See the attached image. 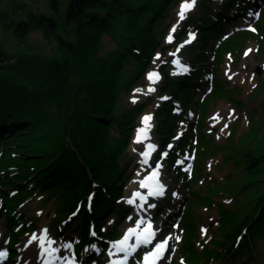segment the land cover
<instances>
[{"label": "trees", "instance_id": "trees-1", "mask_svg": "<svg viewBox=\"0 0 264 264\" xmlns=\"http://www.w3.org/2000/svg\"><path fill=\"white\" fill-rule=\"evenodd\" d=\"M245 1L227 0L216 13L215 20L209 15L210 9L205 7L198 24L201 43L191 47L194 71L176 79L165 71V89L171 91L173 99L162 102L157 111L159 136L169 140L162 147L159 161L185 176L183 180L189 187L198 183L205 159L215 146L209 141V133L203 131L208 103L213 96L224 97L231 92L225 88L226 83L216 80L204 101H195L193 95L198 81L206 80L208 72L201 64L210 60L207 53L210 37L220 32L218 26L224 21L236 18L230 12L238 2V12L246 8L242 5ZM170 2L158 0L135 4L132 0H69L65 3V0H50L51 13L46 14L30 8L22 0H8V8L0 9L3 28L12 30L20 42L26 43L30 31L42 30L46 38L56 40L59 49L57 56L47 59L29 50L10 52L0 41V198L4 200L2 205L0 203V219L6 218L8 232L14 238L11 241L13 250L25 233L37 228L36 221H30L20 210L36 191L61 196L59 209L69 213L66 217L69 222L75 223L76 218L82 217L80 248L92 240V222L102 232L116 210L123 214L128 211L118 202L124 196L122 185L129 176V162H122L121 157L130 141V128L135 124L133 114L142 106L117 114L118 72L130 56L140 64L135 77L145 70L161 44L162 35L156 32L155 25L160 23ZM255 4L260 7L258 2ZM126 15L131 18V28L134 27L136 32L127 37L120 52H114L113 61L100 56L103 35L109 33L117 38V23ZM255 30L256 35L248 30L236 31L216 50L214 61L218 64L225 50L248 36H256L261 43L259 51L264 50V10L260 12ZM104 75L106 77L100 79ZM76 76L77 82L73 80ZM125 87L130 88V84L126 83ZM84 89L89 90L86 96ZM176 100L182 105L179 113L174 111ZM54 104L58 111L46 108ZM195 104L199 105L198 124L187 125L179 140H174L180 133V117ZM110 128L120 131V136L114 137L112 143L109 141ZM260 132V126L253 131L257 138ZM172 140L177 145L169 149ZM232 145L224 146L232 150ZM253 145H256L254 149L232 154L241 155L242 162L237 165L242 167L244 164L247 170L240 193L249 190L254 194L245 193L244 205L240 208V200L235 212L230 208L223 211L221 234L211 241L216 247H228L226 254L235 259L245 253L249 254L248 260L253 259L256 237L264 234V137L258 138L257 143L252 140ZM165 150H168L167 155L163 154ZM188 152L194 155L189 174L177 163ZM13 190L16 192L11 194ZM93 194L92 211L88 207V198ZM210 200L193 190L186 196L189 210L181 222L186 235L180 250L191 263L211 262L213 255L218 253V248L209 249L211 246L208 245L204 251L199 250L194 239L197 231L191 217L192 208ZM75 212H78L77 216H73ZM17 226H20L18 230Z\"/></svg>", "mask_w": 264, "mask_h": 264}, {"label": "rangeland", "instance_id": "rangeland-1", "mask_svg": "<svg viewBox=\"0 0 264 264\" xmlns=\"http://www.w3.org/2000/svg\"><path fill=\"white\" fill-rule=\"evenodd\" d=\"M22 1L36 11L46 14L51 13L50 0ZM68 1L65 0V3H68ZM132 1L138 4L139 2L143 3L146 1L155 3L158 0ZM226 1L212 0L211 3H207L205 0H197L196 5L186 12L185 18L180 20L178 14L182 4L191 3V0H171L170 6L165 10L160 23L155 25L156 32L162 35L160 40L161 47L159 46L154 51L153 57L146 65L145 70L142 71L140 76H134L140 64L133 56L128 57L122 64L118 72L119 81L115 110L117 114H121L131 107L142 106L140 111L133 114L135 124L130 128V141L121 157L122 162H129L127 171L129 176L126 183L122 185L124 196L118 199V201L121 206L129 207V210L125 212L124 216L122 211L116 210L108 218L104 228L107 234L102 235L103 238L101 239L90 241L82 249L79 254L81 256V262L79 263L113 264L114 261H121L123 258L120 255L118 256V254L114 255V252H119V242L128 234V230L136 229L137 224L141 220L144 222L153 220L157 226L155 240H164L169 236L180 237L179 242L175 239L168 241L170 247L167 257L160 264H181V262L183 264H264V234L256 237V241L254 242L255 247L252 250L255 257L251 260H248L249 254L247 253L237 259L232 258L226 254L228 247H223L222 249L221 247H216V245L214 246L211 242L213 239H218L217 236L221 234L223 228L221 216H223V211L230 208V210L235 212L240 200V208L244 205L243 199L245 193H249L248 195L250 196L254 194V192L249 190L245 193L243 191L240 193V185L247 179L245 175L247 170L244 164L242 167H238L237 162H242L239 159L241 155L236 157L232 152L247 148L254 149L256 145L252 147V140L255 139V143H257L258 138L264 137V50L259 51L260 40L256 36H248L244 40H241L240 43L234 42L231 45L232 48L224 51L218 64L214 61L216 50L219 49L223 41L236 31H243L245 26L248 29L255 28L258 18H260L259 12L264 10V0H246L242 4L246 8H243L241 14L237 15L233 20L224 21L223 24L218 26L220 32L210 37L209 50L207 52L210 60L201 64L206 66L205 70H208L205 74L206 80L198 81L199 85L195 88L196 92L193 97L198 103L203 102L216 84V80L226 83L225 88L231 90V92L225 94L224 97L220 95L213 96L214 98L208 103L203 131L209 133V141H211V145L215 146L205 159L198 183L189 187L183 180L185 176L169 167L168 164L166 166L158 162L162 147L169 140H162L159 136L158 120L160 116L157 111L162 102H168L173 99L171 91L165 89V71L173 79L187 76L190 72L194 71L195 63L191 58V47L201 43V35L198 28L201 15L205 7H208L210 9L209 15L215 20L216 13L221 10V6ZM254 2H258L261 5L260 8L254 5ZM238 4L240 3L238 2L236 7L230 12L232 16H235L237 13ZM8 5V0H0V9L8 8ZM132 26L133 22L129 16L126 15L120 18L116 26L117 38H114L109 33L103 35L99 47L100 56L108 57L113 61L115 58L114 52H120L122 50L121 47L126 43L127 37L136 32L134 27L131 28ZM173 26H175V32H171ZM192 32L199 33V38L195 39V41L192 40L189 44H185L184 42L189 39V33ZM170 34L173 37L172 42L167 41V37ZM0 41L10 52L19 49L23 51L29 50L30 52L45 56L47 59L59 54L56 40L46 38L42 30L30 31L26 38V43H23L17 39L12 30H5L0 23ZM181 45L184 46L181 47ZM248 49H252V51L245 55ZM112 53L113 56L109 57ZM172 53H175V55H172ZM157 55H159V59H156ZM174 61H179V63H174ZM185 67L188 69L186 72L183 70ZM258 67L262 68L261 73H259ZM153 72L159 76V79L155 80V83L148 79V74ZM229 76L232 78L229 79ZM105 77V75L101 76L100 79H104ZM73 80L77 82L78 77L76 76ZM126 83L130 84V88L125 87ZM137 89L140 91L137 92ZM150 89L155 90L151 91ZM83 91L84 96L89 94L88 89H84ZM134 98L135 102H133ZM175 103L174 110L181 112L182 105L180 100H176ZM46 108L58 111L55 104ZM198 111L199 105L195 104L188 107L187 113L182 116L180 115V128L186 130L187 125H197ZM146 115L152 116V120L147 127L142 122V118ZM258 126L261 127V132L257 138L253 131ZM142 127H146V131L141 134L138 130ZM119 132L116 128H110L111 135L109 141L111 143L114 141V137L118 138L120 136ZM177 139L179 140V138ZM231 143L234 144L232 145V150L231 147L224 146ZM150 145L151 147H149ZM176 145L177 142L175 141L173 147H170V149ZM165 153L168 154V150ZM192 157L193 152H188L187 156L179 159V163L183 161L180 165H183L187 169L186 172L188 174L192 170L194 161ZM150 173L162 178L167 184V189L161 197L154 198L149 196L145 188L141 186L144 175ZM190 190H193L200 197H209L211 199L207 204L194 206L191 212L194 227L197 231V238H194L196 247L201 251L208 248L205 247L206 245L211 246L209 249L218 248V253L213 255L214 259L211 262L202 260L201 262L191 263L192 261H187L186 257L181 254L182 238L186 235V231L184 234V227L181 222L189 210L186 204V196L189 195ZM137 193L139 194L138 196L134 195ZM53 196L54 194L39 190L33 196H30L20 207V210L26 213L30 221H36L37 228L29 230L22 237V242H19L17 245V256L13 259L7 257L1 264H4V262L8 264L9 261H13L15 264H27L24 261V257H29L34 253L28 248L30 245L28 242L33 235L40 234L44 229H47V236L49 241H51L50 243L53 244L51 254L56 256L55 263L53 264H68L69 262L77 264L75 257L78 253L77 249L81 246L82 217L76 218L75 223L66 222V217L69 213L60 211L59 209L61 196ZM139 197H143L142 202H139ZM92 198L95 199L94 196ZM130 199L134 200V203H128ZM3 202V198H0L1 205ZM152 205L155 206L152 207ZM57 221L60 222L57 223ZM143 224H140V229ZM119 226L122 230L119 231L120 236L117 235L118 230H120ZM0 228L4 232L0 247L4 248L6 246L7 250L12 249L13 245L11 242L10 244L8 242L9 232L6 227L5 217L0 220ZM113 228L116 231L112 234ZM202 228L207 229L206 234H202ZM10 237L11 239L13 238L11 233ZM110 243L114 247L113 251L111 250L113 253L108 255L105 249L109 247ZM69 244L71 245L70 248L67 247ZM136 244L137 238L133 235L128 240V245L135 246ZM56 246L58 247L54 249ZM149 246H139L134 250L133 248H129L131 254L126 264H143V256L149 250ZM33 248H35V251H39L38 254L41 255L42 249L39 246H33ZM54 250H57L56 253ZM121 254L124 255V253ZM43 256L41 255L40 257ZM29 264L41 263L35 255V257L31 258Z\"/></svg>", "mask_w": 264, "mask_h": 264}, {"label": "snow or ice", "instance_id": "snow-or-ice-1", "mask_svg": "<svg viewBox=\"0 0 264 264\" xmlns=\"http://www.w3.org/2000/svg\"><path fill=\"white\" fill-rule=\"evenodd\" d=\"M196 2L197 0H191V3H184L182 4L181 6V10L178 14L179 16V19L180 20H183L185 18V14L188 10H191L195 5H196ZM251 15V13H250ZM175 26H173V28L171 29V32H175ZM251 31L255 32L256 30L254 28L250 29ZM196 39V36H195V33H189V39L186 40L184 43L185 44H189L192 42V40H195ZM173 40V37L172 35H168L167 37V41L168 42H172ZM184 45H181V47H183ZM252 51V49H248L245 53V55H247L248 53H250ZM172 55H175V53H172ZM156 59H159V55H157ZM174 63H179V61H174ZM185 72L188 71V69L185 67L183 69ZM227 74V73H226ZM155 77V79H153ZM232 77L229 76V79H231ZM148 79L150 81H152L153 83H155V80H158L159 79V76L153 72V73H149L148 74ZM151 91H154L155 89H150ZM137 92H139L140 90L137 89L136 90ZM165 99H167L165 97ZM133 102H135V98L133 99ZM152 120V116L151 115H146L142 118V122L144 123V125L147 127L149 125V122ZM146 127H142L138 130L139 133H145L146 131ZM151 147V145L149 146ZM171 147V145L169 146ZM165 155H167V153H165ZM180 163H183V161H181ZM190 167V166H189ZM187 170V169H186ZM155 175V174H153ZM142 187H149L148 184H142L141 185ZM134 195H139L138 193L137 194H134ZM149 195H154V196H159V195H162V191H160L159 189L155 190V191H152L149 193ZM141 199H143V197H141ZM91 200H92V197L90 196L88 198V202H89V206H91ZM128 203H134V200L130 199L128 200ZM155 205H152V207H154ZM77 211H79V209H77ZM73 215H76V213H73ZM144 221H140L138 224H137V227L136 229H129L128 230V234L124 237V239L122 241L119 242V245H118V251L121 252V253H124V257H123V260L122 261H119V262H116L114 261L113 264H126L127 260H128V257L129 255L131 254L130 251H129V248H133V250L136 248V247H139V246H144V247H148L149 245H152L153 243V240L155 239V232L153 231V226L151 223H148L147 224V227L143 229V231H140V224H143ZM44 238L43 240H41L39 237L33 235L31 237V239L29 240V244H31L32 242H38L39 243V247L42 249V252H41V255H44L45 252L47 251L46 249H44V243L45 242H51L49 241V238L47 236V229H44ZM202 231V234H206L207 233V229H201ZM93 235H95V233H92ZM133 235L136 236L137 238V244L135 246H132V245H128V240L130 239V237H132ZM172 239H175L177 242H179L180 240V237L179 236H169V237H166L162 242L160 243H157L155 244L154 248L148 252L145 253V255L143 256V264H158V262L162 259H164V254L165 252H167L169 250V243L168 241L169 240H172ZM68 248L71 247V245H67ZM174 250V249H173ZM110 255L112 254L111 251L109 253ZM6 253L3 252V251H0V259H3L5 257ZM181 264H183V262H181Z\"/></svg>", "mask_w": 264, "mask_h": 264}, {"label": "bare ground", "instance_id": "bare-ground-1", "mask_svg": "<svg viewBox=\"0 0 264 264\" xmlns=\"http://www.w3.org/2000/svg\"><path fill=\"white\" fill-rule=\"evenodd\" d=\"M142 182H143V179H142ZM147 194H148V192H146ZM123 198V197H122ZM138 200H139V202L141 201H143V199H141V197H139L138 198ZM123 209L124 210H129V207H124L123 206ZM148 224V223H147ZM152 224V223H151ZM146 227H147V225H146ZM154 228H155V233H156V231H157V226L155 225L154 226ZM35 236H37V237H39L41 240H43V238H44V232L43 231H41L40 232V234H38V235H35ZM158 242V241H157ZM157 242H156V244H157ZM33 246H39V243L38 242H32L30 245H29V247L28 248H30V250L31 251H33L34 253H33V255H30L29 256V252H28V256L29 257H24V261L25 262H27V264H29L30 263V260H31V258L34 256L35 257V255L38 257V260L40 261V263L41 264H53V263H55L54 261H55V258H56V256L55 255H52L51 254V251L53 250V244H51L50 242H45L44 243V249H46L47 251L45 252V254H44V256L43 257H40L41 255H39L38 254V252L39 251H35V248H33ZM58 246H56V247H54V249L55 248H57ZM1 251H5V253H7V250H6V247H4V248H2V249H0ZM55 251V253H56V251L57 250H54ZM169 251V250H168ZM168 251L167 252H165V254H164V257L166 258L167 257V253H168ZM25 254V253H24ZM118 254V256L120 255L122 258L124 257V255L123 254H121L120 252H114V255H117ZM5 258H7V256H5ZM164 258V259H165ZM164 259H162L161 260V262L164 260ZM123 259H121V261H122ZM4 261V258L3 259H0V264L2 263ZM35 261V260H34ZM160 262V263H161ZM6 262H4V264H5ZM8 263H10V261L8 262Z\"/></svg>", "mask_w": 264, "mask_h": 264}, {"label": "water", "instance_id": "water-1", "mask_svg": "<svg viewBox=\"0 0 264 264\" xmlns=\"http://www.w3.org/2000/svg\"><path fill=\"white\" fill-rule=\"evenodd\" d=\"M258 71H259V73H261L262 72V68L258 67Z\"/></svg>", "mask_w": 264, "mask_h": 264}]
</instances>
